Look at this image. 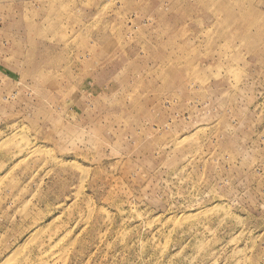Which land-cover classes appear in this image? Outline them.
I'll use <instances>...</instances> for the list:
<instances>
[{
	"label": "rangeland",
	"instance_id": "obj_1",
	"mask_svg": "<svg viewBox=\"0 0 264 264\" xmlns=\"http://www.w3.org/2000/svg\"><path fill=\"white\" fill-rule=\"evenodd\" d=\"M0 264H264V0H0Z\"/></svg>",
	"mask_w": 264,
	"mask_h": 264
}]
</instances>
